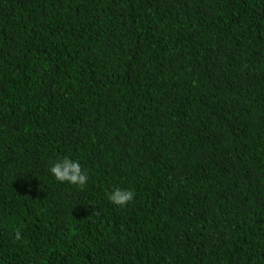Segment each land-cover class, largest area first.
Segmentation results:
<instances>
[{"label":"trees","instance_id":"obj_1","mask_svg":"<svg viewBox=\"0 0 264 264\" xmlns=\"http://www.w3.org/2000/svg\"><path fill=\"white\" fill-rule=\"evenodd\" d=\"M0 264H264V0H0Z\"/></svg>","mask_w":264,"mask_h":264},{"label":"clouds","instance_id":"obj_2","mask_svg":"<svg viewBox=\"0 0 264 264\" xmlns=\"http://www.w3.org/2000/svg\"><path fill=\"white\" fill-rule=\"evenodd\" d=\"M50 172L61 183L67 182L83 189L88 182V173L82 169L79 161L64 157L52 163ZM135 198V193L130 189L115 188L108 195L109 201L120 208H125ZM15 238L21 239V233L16 232Z\"/></svg>","mask_w":264,"mask_h":264}]
</instances>
